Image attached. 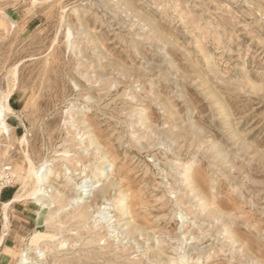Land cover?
Returning <instances> with one entry per match:
<instances>
[{
    "label": "rangeland",
    "instance_id": "rangeland-1",
    "mask_svg": "<svg viewBox=\"0 0 264 264\" xmlns=\"http://www.w3.org/2000/svg\"><path fill=\"white\" fill-rule=\"evenodd\" d=\"M12 85L0 158L14 190L25 151L52 160L55 188L72 187L50 210L26 200L8 211L0 264L25 247L26 264H264V0H0V92ZM82 116L102 150H84ZM104 164L98 184L112 190L84 225L68 220L81 206L69 194ZM122 195L149 241L115 221ZM106 238L124 256L92 260ZM158 245L164 258L148 259Z\"/></svg>",
    "mask_w": 264,
    "mask_h": 264
},
{
    "label": "bare ground",
    "instance_id": "bare-ground-1",
    "mask_svg": "<svg viewBox=\"0 0 264 264\" xmlns=\"http://www.w3.org/2000/svg\"><path fill=\"white\" fill-rule=\"evenodd\" d=\"M14 83V81H13ZM12 83V84H13ZM13 86V85H12ZM16 86V85H15ZM8 87V86H7ZM14 86L9 88L8 90H6L5 93H1L0 92V136H3L4 138H8L9 139V135H10V130H11V126L9 125V123L7 122V118H8V114H12L14 112L13 108L11 107V105L9 104V97L11 96L13 90H14ZM81 104V103H80ZM76 106V105H74ZM72 119V115L70 116ZM74 117V116H73ZM77 124H80L83 126V129L85 130L86 137H85V141L86 144L88 143V145H84V150H88V146L95 144V147L97 150H102L101 146L99 145V143L97 142V140L95 139V136L92 135L91 131L89 130V128L91 127V123L90 121H88L87 119L82 117H77L76 119ZM67 126V125H66ZM80 128V127H78ZM75 129V128H74ZM79 130V129H78ZM82 129H80L81 131ZM72 131V130H71ZM75 131H72L70 133H73ZM77 132V131H76ZM83 133H81L83 135ZM80 134V133H79ZM76 135V134H75ZM74 136V135H73ZM74 138V137H73ZM18 142H20L21 144H26L28 143L27 140V133L17 136ZM81 139V137H80ZM78 143V142H77ZM84 143V142H83ZM79 145H82V141L80 140ZM102 145V144H101ZM4 147H5V152H8L11 149V143H9V141H7L6 143H4ZM91 151V150H90ZM89 152V151H88ZM102 153V152H101ZM106 153V152H105ZM105 153H102V158L104 159V161H108V159H106V157L108 158V156H106ZM24 158L26 161V167L23 168H19L18 169V179H19V186L14 190V193L12 195V197H10L7 200L1 201L0 202V208H1V217H2V224H1V231H0V249L3 247V245L5 244V238L9 233V216H8V211L15 207L16 205L23 203L26 200H32L34 201V203H36L37 205H39L40 209H49L51 207H53V201L54 198L60 196H65L68 194V192H71V187H69L68 189L65 188H61V189H57L52 185V180L59 177L60 173L57 172V170H55L53 168V163L52 160H48L47 158H44L43 160L40 161V163L38 165H35V163H33V161L31 160L28 151L24 152ZM78 158V157H76ZM89 159V158H88ZM102 159V160H103ZM112 159V158H111ZM92 160V159H90ZM77 161V160H76ZM98 161V160H97ZM109 164L111 165V162L108 161ZM107 162V163H108ZM95 163V162H94ZM106 163V162H105ZM106 163V164H107ZM67 164V163H66ZM88 164V163H87ZM100 164H103L102 162ZM90 165V164H89ZM20 166V165H19ZM65 166V164H64ZM99 166V165H98ZM63 167V166H62ZM96 167V166H95ZM107 167V166H106ZM18 168V167H17ZM69 169V168H68ZM96 169V168H95ZM77 170V169H76ZM63 171V170H62ZM60 171V172H62ZM65 172V171H64ZM97 179L95 181H90V180H86L88 182L87 185H85L86 189H82L80 192L77 193V191H74V194L71 196L70 195V200L69 202L75 203L73 205H81L78 208H75L73 211H71V213L69 214L68 220L69 218L71 219H75L79 224L84 225L87 220L91 217L90 216V211L89 208L93 207L95 204L97 205L98 201L102 200L103 197H106L111 189V183H105V184H98L100 178L105 174L106 170H105V164L102 165L101 167L97 168ZM188 175V174H187ZM14 176V174H13ZM186 176V175H185ZM187 177V176H186ZM189 177V175H188ZM185 178V180H187V183L189 185H191V191L194 193V195H196L199 198V201L201 202V206L203 207V209L208 213L211 214L212 210L211 208H209L208 206H206V203H204L202 201V199L200 198V194L198 193L196 187L194 186L191 178ZM62 178V177H61ZM67 179L70 178L69 176L66 177ZM72 178V177H71ZM73 181V180H72ZM102 183V180H100ZM63 185V183H61ZM64 185H68L67 180L65 181ZM76 185V184H75ZM61 187V186H60ZM121 188V187H120ZM77 189V188H76ZM83 191H87L83 192ZM56 192V193H54ZM115 192V191H114ZM123 192V191H122ZM121 192V193H122ZM125 193V192H124ZM91 194V195H90ZM85 195H89L91 196V198L89 199L88 202H82L81 198ZM123 197H119L116 200L115 203V210L117 212L116 214V219L115 221L119 223H123L124 226V233L127 234L128 236L132 237L133 235H137L147 239V241H149L151 239V235L149 230L151 229V227H148L147 225L140 223L138 221H136L135 218H133L132 216H130L131 211L128 210L126 208V203H125V198L124 195H122ZM64 198V197H62ZM108 199V198H107ZM103 201V200H102ZM206 201V200H205ZM63 202V201H61ZM105 203V202H104ZM64 204V203H63ZM70 204V205H71ZM99 204V203H98ZM72 205V206H73ZM95 205V206H96ZM101 205L98 206V209ZM62 208V206H61ZM64 208V206H63ZM68 208V207H67ZM72 208V207H71ZM101 208V207H100ZM59 210V208H58ZM64 210V209H63ZM203 210V211H204ZM65 211V210H64ZM69 211V209H68ZM100 211V209H99ZM102 211V210H101ZM51 212H49L48 214V219L47 217L44 218V221L47 223L50 222V220H52L54 216H52L50 214ZM95 213V212H94ZM68 214V213H67ZM42 215V214H41ZM97 215V214H96ZM65 219V218H64ZM63 219V220H64ZM218 219L220 221H225L227 220V217L224 215H219ZM49 220V221H48ZM111 220V219H110ZM67 222V220H65ZM62 222V221H60ZM64 222V221H63ZM90 222V221H89ZM96 222V221H95ZM114 222V221H113ZM112 223V222H111ZM225 223V222H224ZM95 224V223H94ZM104 224H101V226L99 227V229H105ZM223 224V223H222ZM69 225V224H68ZM72 225V224H71ZM81 225V226H82ZM92 225V224H91ZM99 225V224H98ZM64 227V225H62ZM75 226V225H74ZM77 226V225H76ZM88 226V225H87ZM97 227V225H96ZM109 227V224L106 225V228ZM113 227V226H112ZM120 227V226H119ZM67 228V227H66ZM77 228V227H76ZM88 228V227H87ZM95 228V227H94ZM150 228V229H149ZM227 228V227H226ZM225 228V229H226ZM68 229V228H67ZM84 229V226H83ZM116 229V228H115ZM119 229V228H118ZM122 229V228H120ZM77 230V229H76ZM90 230V229H89ZM59 231V230H58ZM63 231V230H62ZM76 232V231H75ZM92 232V231H90ZM114 232V231H113ZM231 232V231H230ZM98 233V231H97ZM103 233V231H102ZM229 233V231H228ZM227 233V235H228ZM96 234V233H94ZM105 234V233H104ZM108 234V233H107ZM157 234V233H156ZM230 234V233H229ZM76 235V234H75ZM78 235V234H77ZM118 235V234H117ZM73 239H74V235H72ZM89 236V235H88ZM95 236V235H94ZM157 236V235H156ZM81 237V236H80ZM83 237V235H82ZM81 237V238H82ZM86 237V236H85ZM90 237V236H89ZM233 237L232 233L230 234L229 238ZM71 238V239H72ZM105 238V235L101 236V239ZM121 238V237H120ZM231 238V239H232ZM112 239V238H111ZM115 239V238H114ZM155 240V242L158 240V238H153ZM76 240V239H75ZM80 240V239H79ZM98 241V240H97ZM102 241V240H101ZM105 245L104 247L107 248L108 251H104V252H99V253H95L93 250H91L90 246H85L87 247L88 251L94 252L93 256L91 257L92 260H96V259H102L103 261H117L119 260L123 255L122 252L119 251H115V248L113 247V243L109 240V239H105ZM160 241V240H159ZM95 241L94 239H91L90 241H87V244H93ZM122 242V241H121ZM161 242V241H160ZM163 242V241H162ZM100 243V242H99ZM158 243V241L156 242ZM31 244V243H30ZM96 244V243H95ZM161 245V244H160ZM96 246V245H95ZM152 245H150L151 247ZM156 246V245H155ZM97 247V246H96ZM148 247V246H147ZM154 247V246H153ZM29 248L25 247L17 256L16 259V264H26L29 261V257L27 256V250ZM147 249V248H146ZM152 249V248H151ZM30 250V249H29ZM41 251V250H40ZM99 251V250H98ZM149 251V250H148ZM148 259L149 258H154L156 260H162L164 258V253L161 247H159V245L155 248H153L151 250V252H148ZM124 254H126L124 252ZM40 256V255H39ZM168 259V258H167ZM185 260V258L183 256H179L176 260H172L170 263L172 264H181L183 261ZM101 261V260H100ZM140 261V260H139ZM153 261V260H152ZM151 262V261H150ZM161 262V261H158ZM106 263V262H105ZM153 263V262H152ZM154 264V263H153Z\"/></svg>",
    "mask_w": 264,
    "mask_h": 264
},
{
    "label": "built area",
    "instance_id": "built-area-1",
    "mask_svg": "<svg viewBox=\"0 0 264 264\" xmlns=\"http://www.w3.org/2000/svg\"><path fill=\"white\" fill-rule=\"evenodd\" d=\"M13 181L11 166L0 158V201L4 189L14 187Z\"/></svg>",
    "mask_w": 264,
    "mask_h": 264
},
{
    "label": "crops",
    "instance_id": "crops-1",
    "mask_svg": "<svg viewBox=\"0 0 264 264\" xmlns=\"http://www.w3.org/2000/svg\"><path fill=\"white\" fill-rule=\"evenodd\" d=\"M6 191H7V194H6ZM13 193H14V187H11V188H6V189H4V191L2 192V196H1V201H4V200H7V199H9L10 197H12V195H13ZM0 201V202H1ZM1 224H2V222H1ZM1 224H0V231H1ZM10 221H9V232H10ZM9 234V233H8ZM8 236V235H7ZM6 236V237H7ZM5 240H6V238H5ZM5 244H6V241H5ZM4 244V245H5ZM3 245V246H4Z\"/></svg>",
    "mask_w": 264,
    "mask_h": 264
}]
</instances>
